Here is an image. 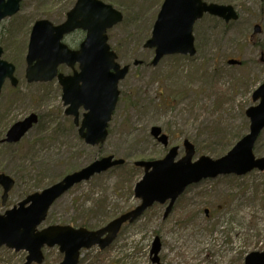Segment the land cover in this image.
<instances>
[{
  "label": "rangeland",
  "instance_id": "obj_1",
  "mask_svg": "<svg viewBox=\"0 0 264 264\" xmlns=\"http://www.w3.org/2000/svg\"><path fill=\"white\" fill-rule=\"evenodd\" d=\"M123 13L122 23L108 31L109 44L121 65H130L120 82V97L103 145L91 147L80 139L73 119L65 115L57 80L28 84L27 47L32 25L46 19L62 23L75 0H23L20 11L0 23L3 59L16 66L19 86L9 82L0 97V173L15 180L0 214L31 193L40 192L69 173L110 155L126 161L84 182L62 196L40 226L103 228L139 204L134 186L143 170L133 163L163 158L171 147L189 140L201 156H225L249 132L246 110L256 105L254 91L264 83V0H204L233 6L239 19L225 23L205 16L194 28V57L167 56L150 63L154 50L143 47L164 0H102ZM261 28L254 33V27ZM80 33L68 40L77 45ZM141 60L143 65L133 66ZM239 60L241 65H229ZM68 72V70L66 69ZM81 110L80 114L82 115ZM30 114L39 123L17 144L2 143L8 130ZM160 127L169 146L151 135ZM264 157V131L255 145ZM166 205H155L126 225L106 250L82 252L81 264H153L152 244L161 243L160 264H245L252 252H264V172L220 176L190 186L164 219ZM208 210V215L205 213ZM27 253L0 249V264H22ZM63 259L51 249L49 264Z\"/></svg>",
  "mask_w": 264,
  "mask_h": 264
},
{
  "label": "water",
  "instance_id": "obj_2",
  "mask_svg": "<svg viewBox=\"0 0 264 264\" xmlns=\"http://www.w3.org/2000/svg\"><path fill=\"white\" fill-rule=\"evenodd\" d=\"M20 3L21 0H0V22L17 14ZM205 14L226 23L239 18L230 5L207 4L202 0H164L151 38L144 44L145 49L155 50L151 65L157 66L165 56H195L193 29ZM122 21V13L111 5L99 0H78L63 24L54 26L47 20L37 21L29 39L25 74L27 82L48 83L57 78L63 88L62 100L67 107L65 114L74 117V124L80 125V138L92 147L103 145L108 137L109 123L120 96L118 85L130 70L129 65L121 66L117 62L118 56L108 44L107 31ZM79 29L86 33L85 39L78 50H71L63 43V39ZM259 32L260 27L255 26L254 33ZM2 55L3 49L0 47V95L7 80L13 87L19 84L15 76L16 67L2 60ZM76 64L79 65V71H74L72 75L58 74L59 66L73 68ZM141 64L142 61L134 62V66ZM229 64L239 65L240 62L230 60ZM252 100L258 104L246 110L250 120L249 132L226 156L216 160L202 156L193 161L195 147L185 140V156L179 160H176L179 147H173L161 160L135 162L136 167L144 169V176L134 189L135 197L141 200V205L135 210L121 215L97 231L51 226L37 232L50 207L71 188L125 163L114 156L104 157L67 175L43 192L29 196L18 206L0 215V248L6 246L16 252L25 250L28 256L23 264H42V247L59 246L60 252L64 254L60 264H78L82 249L94 246L100 250L108 248L124 224L136 221L155 203L169 202L164 214V218H167L177 199L193 184L223 175L241 177L254 170L264 172V157L257 158L254 154L255 144L264 130V83L253 93ZM81 108L85 113L79 124ZM37 123L38 116L31 114L15 123L3 142H19ZM151 135L159 143L168 146V136L163 134L161 128L153 127ZM14 184L12 178L0 173L3 205ZM160 250V240L156 238L151 251L153 263H159ZM245 264H264V253L249 254Z\"/></svg>",
  "mask_w": 264,
  "mask_h": 264
},
{
  "label": "flooded vegetation",
  "instance_id": "obj_3",
  "mask_svg": "<svg viewBox=\"0 0 264 264\" xmlns=\"http://www.w3.org/2000/svg\"><path fill=\"white\" fill-rule=\"evenodd\" d=\"M7 1V0H6ZM22 2H23V0H21V5H22ZM78 2V0H75V2H74V4L72 5V7L69 9V11L76 5V3ZM68 11V12H69ZM68 12L66 11V16H65V19H64V21L66 20V18H67V14H68ZM63 21V22H64ZM62 22V23H63ZM62 23H59V24H54L55 26H58V25H60V24H62ZM77 33H80L81 35H82V39L80 40V42L77 44V45H75V46H73V45H71V43H69L68 42V40L67 39H69L71 36H73L74 34H77ZM84 37H85V33L82 31V30H77V31H75V32H73V33H71V34H68V35H66L65 37H64V39H63V43L69 48V49H71V50H77L78 48H79V45H80V43L82 42V40L84 39ZM66 69L68 70V72L66 71ZM78 70V65H75L73 68H70V67H68V66H66V65H61V66H59V68H58V74H63V75H65V76H70V75H72L73 73H74V71H77ZM57 82H58V80H57ZM58 84H59V82H58ZM59 86H60V88L62 89V96H63V88H62V86L59 84ZM63 101V100H62ZM81 118V114H79V119ZM74 127H76L77 128V133H78V127L77 126H75L74 125ZM16 183V182H15ZM1 188V190H2V194H3V188L2 187H0ZM14 188V187H13ZM12 188V189H13ZM12 189L10 190V192L12 191ZM10 192L8 193V198H9V194H10ZM32 194H34V193H31L30 195H28L26 198H28L29 196H31ZM8 198H7V200H6V202L8 201ZM25 198V199H26ZM25 199H23V200H25ZM22 200V201H23ZM21 201V202H22ZM20 203V202H19ZM18 203V204H19ZM1 204H2V197H1ZM6 204V203H5ZM5 204L3 205L2 204V206H5ZM17 204V205H18ZM13 207H15V206H13ZM12 207V208H13ZM12 208H10V209H12ZM131 211V210H130ZM130 211H127V212H130ZM49 212L50 211H48V214H47V217H46V219H45V221L47 220V218H48V215H49ZM127 212H125V213H127ZM52 225H54V224H51V225H48V226H46V227H49V226H52ZM41 226V225H40ZM40 226L38 227V230H42L43 228H40ZM45 228V227H44ZM54 248H57V250H58V252H59V255H61L62 253L60 252V249H59V247L58 246H56V247H53V248H48V247H46V246H44V247H42V249H41V252H42V255H43V262H42V264H49L50 262H49V254H50V250L51 249H54ZM23 252H26L25 250H22ZM84 251H86V249H82L81 251H80V256H79V261H78V264H81L82 263V252H84ZM14 252H16V251H14ZM16 253H19V252H16ZM27 253V255H26V258H25V261H26V259H27V256H28V252H26ZM63 255V254H62ZM63 258H64V256H63ZM61 262H59L58 264H60ZM33 264H36V263H33Z\"/></svg>",
  "mask_w": 264,
  "mask_h": 264
},
{
  "label": "trees",
  "instance_id": "obj_4",
  "mask_svg": "<svg viewBox=\"0 0 264 264\" xmlns=\"http://www.w3.org/2000/svg\"><path fill=\"white\" fill-rule=\"evenodd\" d=\"M126 164H127V163H126ZM126 164H125V165H126ZM125 165H124L123 167H121V168H125ZM121 168H120V169H121Z\"/></svg>",
  "mask_w": 264,
  "mask_h": 264
}]
</instances>
